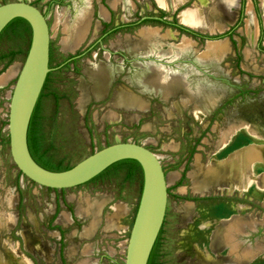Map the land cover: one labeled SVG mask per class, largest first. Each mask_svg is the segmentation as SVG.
Wrapping results in <instances>:
<instances>
[{
    "label": "rangeland",
    "instance_id": "rangeland-1",
    "mask_svg": "<svg viewBox=\"0 0 264 264\" xmlns=\"http://www.w3.org/2000/svg\"><path fill=\"white\" fill-rule=\"evenodd\" d=\"M17 1L36 7L50 34L51 71L29 131L36 161L62 171L116 142L142 145L160 161L167 186L151 264H264V0H178L174 7L170 0H164L170 7L163 0L0 5ZM248 3L257 20L254 40L245 29ZM77 6L86 9V28L80 44L67 50V28L58 16L65 9L72 23ZM201 8L208 19L201 26L181 22ZM148 28L157 33V44L133 52ZM184 38L193 43L188 54L174 46ZM224 39L225 54L206 65L207 41ZM30 40V27L20 20L0 35V74L14 67L0 86V218L6 219L0 264H124L142 189L135 165L119 164L83 185L55 190L30 181L12 161L9 103ZM153 66L163 71L165 83L192 76L198 90L176 86L164 99L145 87L144 73ZM98 67L109 72L105 84L92 75ZM247 150L257 158L247 159ZM238 157L251 181L246 190L231 183ZM216 166L224 175L216 185L205 183ZM92 222L96 227L87 234Z\"/></svg>",
    "mask_w": 264,
    "mask_h": 264
},
{
    "label": "water",
    "instance_id": "water-1",
    "mask_svg": "<svg viewBox=\"0 0 264 264\" xmlns=\"http://www.w3.org/2000/svg\"><path fill=\"white\" fill-rule=\"evenodd\" d=\"M14 19H22L29 25L31 40L9 103L8 134L12 161L30 181L55 190L83 185L119 161H136L142 172V189L126 245L124 264H148L167 207V186L160 161L142 145L116 142L66 170L52 171L40 166L29 152L27 133L33 111L51 71L49 27L46 17L30 3L8 2L0 5V34ZM144 20L156 18H141V21Z\"/></svg>",
    "mask_w": 264,
    "mask_h": 264
},
{
    "label": "bare ground",
    "instance_id": "bare-ground-1",
    "mask_svg": "<svg viewBox=\"0 0 264 264\" xmlns=\"http://www.w3.org/2000/svg\"><path fill=\"white\" fill-rule=\"evenodd\" d=\"M170 1H171L170 5H172V7H174L178 0H170ZM164 3L166 5H168L165 1H164ZM201 4L203 6L206 5L205 3H201ZM170 5H168V6L170 7ZM247 8L248 9H246V11L249 14V19L246 21L245 29H246L248 35L251 37V39L254 40L257 36V33H258L257 20H256L255 15L252 12L251 3L248 4ZM75 9H76L77 13H76L72 23L68 22V15H66L65 9H63L59 13V16H58V20L60 22H62L67 28L68 39H67V41H65L66 45L64 46V48L67 50H74L80 44V42L82 40V34L86 28V22H85L86 18H87L86 9H82L81 7H78V6L75 7ZM203 10H205V9L201 8L200 10H195V11H192L190 13L182 15L181 16V22L185 25H191V26H198L199 25V26H201L205 21L208 20V19H206V16L204 15ZM100 16H101V18H104V19L108 18L107 12L103 9L100 11ZM157 42H158L157 33L155 32L154 29L148 28L142 34V41L139 43H135L132 46V50H133V52L138 50V49H141V48H145L146 50H148L150 48H153L155 46V44H157ZM207 43H208L207 49H205L206 51H205L203 57L206 60V65L209 66V65L216 64V62H214V61H217L220 57H222L225 54L228 44H227L226 39L217 40V41H207ZM192 44L193 43L188 38H186V39L184 38L181 43L175 44L174 46L177 48V50H176L177 52H180L182 54H188L191 50H193ZM169 56H170V54H169ZM161 69H162V67H161ZM164 70H165V68H164ZM161 71L159 70V68H157L155 66L150 67L144 73L143 80H144L145 87L147 89L149 88V89L156 90L159 94H161V96L164 99H166L172 91L176 90V86L179 87L180 89H182L183 91H187V90L188 91H194V90L196 91V90H198V88H197L198 84H197L196 80L194 78H190L192 76H190L189 78H186L184 76L177 75V76H175L176 78L171 77L170 80H168L169 82L165 83L162 81L164 78L162 79L163 71H162V74H161ZM13 73H14V67H10L6 72L0 74V86L5 85L7 80L13 75ZM169 74H170V72H169ZM92 75H94L93 77H97V79H99V85H100V83L105 84L108 81V79L110 78L108 70L103 68V67H98L97 71L94 72V74H92ZM171 75H173V74H171ZM213 94L217 95V93H213ZM127 96H128V94H127ZM135 106L138 108L139 107L141 108L142 103L138 101L135 103ZM112 120L113 119H110V121H112ZM228 133H229V131L225 132L222 140L228 136ZM226 139H228V137ZM253 152L255 153V151H253V150H247V152L245 153V157L247 159H250V158L256 159L257 157L254 156ZM240 159L241 158H239V157L237 158V162H238L237 166L238 167L235 171H233L231 183L235 182L239 188L244 187V190H246L245 186L246 185H247V187L250 186L251 181L248 177H247L248 179H246V181H245V175H247L248 172L246 170H244L243 165L240 162L241 161ZM215 168L213 167L211 170H208V172L206 173L205 183L209 182V183H213L216 185L219 182V180L217 181V179L224 175V172L221 170V168H219L218 166H216ZM245 182L247 183L246 185H245ZM195 187H197V186H195ZM7 201H8L7 204L10 205V201L9 200H7ZM94 209L98 212L101 211L100 204L97 201L94 204ZM5 220L6 219L0 218V227L1 228H3L5 226V223H6ZM95 227H96L95 222L90 223L89 229H87L88 231L86 233L91 234L94 231Z\"/></svg>",
    "mask_w": 264,
    "mask_h": 264
},
{
    "label": "trees",
    "instance_id": "trees-1",
    "mask_svg": "<svg viewBox=\"0 0 264 264\" xmlns=\"http://www.w3.org/2000/svg\"><path fill=\"white\" fill-rule=\"evenodd\" d=\"M16 20H20V21H22V22H24L28 27H29V25L24 21V20H22V19H14L13 21H11L8 25H7V27L3 30V32L13 23V22H15ZM258 22L260 23V18H259V16H258ZM178 28H180V27H178ZM2 32V33H3ZM1 33V34H2ZM0 34V35H1ZM48 76V75H47ZM47 79V78H46ZM46 82V81H45ZM35 109H36V107H35ZM35 109H34V111H33V114H32V117H31V120H30V124H29V128H28V133H27V143H28V148H29V152H30V154H31V156H32V158L36 161V159H35V152L33 151V147H32V143H31V138H30V127H31V123H32V119H33V115H34V112H35ZM37 162V161H36ZM38 163V162H37ZM123 163H129V164H131V165H135L137 168H138V170L141 172V168H140V166H139V164L136 162V161H134V160H123V161H119V162H117V163H114L113 165H111L110 167H108L106 170H104L102 173H100L98 176H100V175H102L104 172H106L107 170H109V169H111V168H113L114 166H116V165H119V164H123ZM39 164V163H38ZM40 165V164H39ZM40 166H42V165H40ZM43 168H45V169H48V170H51V169H49V168H46V167H44V166H42ZM98 176H96L95 178H97ZM95 178H93L92 180H94ZM161 232V231H160ZM159 235H160V233H159ZM159 235H158V237H157V240H156V242H155V244H154V246H153V248H152V251H151V254H150V256H149V260H148V264H151V262H152V259H153V255H154V251H155V249H156V246H157V241H158V238H159Z\"/></svg>",
    "mask_w": 264,
    "mask_h": 264
},
{
    "label": "crops",
    "instance_id": "crops-1",
    "mask_svg": "<svg viewBox=\"0 0 264 264\" xmlns=\"http://www.w3.org/2000/svg\"><path fill=\"white\" fill-rule=\"evenodd\" d=\"M249 4V3H248ZM252 5V4H251ZM102 209V208H101Z\"/></svg>",
    "mask_w": 264,
    "mask_h": 264
}]
</instances>
